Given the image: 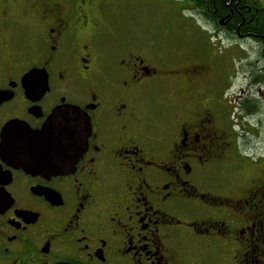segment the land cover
<instances>
[{"label":"flooded vegetation","instance_id":"obj_1","mask_svg":"<svg viewBox=\"0 0 264 264\" xmlns=\"http://www.w3.org/2000/svg\"><path fill=\"white\" fill-rule=\"evenodd\" d=\"M102 1L0 0V264H264V152L213 106L203 66L104 47ZM179 2L264 67V0Z\"/></svg>","mask_w":264,"mask_h":264},{"label":"rangeland","instance_id":"obj_2","mask_svg":"<svg viewBox=\"0 0 264 264\" xmlns=\"http://www.w3.org/2000/svg\"><path fill=\"white\" fill-rule=\"evenodd\" d=\"M101 3L102 9L109 12L113 19L109 30H100L102 41L106 45L104 47L112 53H118L119 46L114 44H119L122 39L154 64H182L181 67L185 68L194 64L203 66L205 69L202 73H210L203 81L206 82L207 96L213 98V106L219 108V112L227 113L229 119L238 124L235 125V131L240 143L248 142L252 148L264 152V67L256 62V58L262 56L257 45H239L233 44V40L220 39L222 34L218 36L214 32L216 28L203 29L196 18L185 16L182 12L187 6H180L179 0L130 2L138 4L135 16L123 11L120 6L122 0H103ZM100 23H107L106 18L102 16ZM150 41H160L164 46H170L171 50L162 58L158 57L151 52ZM254 61V65H246L247 62ZM244 74H248V77L245 78ZM242 90L245 91L244 94L241 93ZM249 92L260 99L261 106L256 111L241 108L242 96ZM149 100L153 103L154 96ZM219 101L224 103L220 104L222 109ZM163 123H167V120L164 119Z\"/></svg>","mask_w":264,"mask_h":264},{"label":"snow or ice","instance_id":"obj_3","mask_svg":"<svg viewBox=\"0 0 264 264\" xmlns=\"http://www.w3.org/2000/svg\"><path fill=\"white\" fill-rule=\"evenodd\" d=\"M61 134L63 136V148L66 151H70L74 145L77 130L73 124V117L68 115L63 118L61 125Z\"/></svg>","mask_w":264,"mask_h":264},{"label":"water","instance_id":"obj_4","mask_svg":"<svg viewBox=\"0 0 264 264\" xmlns=\"http://www.w3.org/2000/svg\"><path fill=\"white\" fill-rule=\"evenodd\" d=\"M57 120H58V119H57V112H55V113H53V114L48 118V120H47V124H46L45 127L43 128V130H44V131H43V135H52V134H50V133H48V132H50V130L54 128V126H55ZM73 124L75 125L74 120H73ZM47 133H48V134H47ZM38 137H43V136H41V135L39 134ZM38 140L41 141L40 139H38ZM39 141H38V142H39ZM42 143L45 144L44 141H42Z\"/></svg>","mask_w":264,"mask_h":264}]
</instances>
